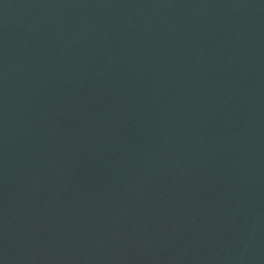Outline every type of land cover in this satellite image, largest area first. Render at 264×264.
Instances as JSON below:
<instances>
[{
	"label": "water",
	"instance_id": "water-1",
	"mask_svg": "<svg viewBox=\"0 0 264 264\" xmlns=\"http://www.w3.org/2000/svg\"><path fill=\"white\" fill-rule=\"evenodd\" d=\"M0 264H264V0H0Z\"/></svg>",
	"mask_w": 264,
	"mask_h": 264
}]
</instances>
